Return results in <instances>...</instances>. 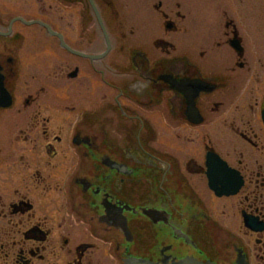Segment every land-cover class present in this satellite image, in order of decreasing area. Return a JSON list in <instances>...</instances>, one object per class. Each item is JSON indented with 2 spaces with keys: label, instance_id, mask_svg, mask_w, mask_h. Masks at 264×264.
<instances>
[{
  "label": "flooded vegetation",
  "instance_id": "af4514ba",
  "mask_svg": "<svg viewBox=\"0 0 264 264\" xmlns=\"http://www.w3.org/2000/svg\"><path fill=\"white\" fill-rule=\"evenodd\" d=\"M257 10L0 0V264H264Z\"/></svg>",
  "mask_w": 264,
  "mask_h": 264
},
{
  "label": "rangeland",
  "instance_id": "374dc122",
  "mask_svg": "<svg viewBox=\"0 0 264 264\" xmlns=\"http://www.w3.org/2000/svg\"><path fill=\"white\" fill-rule=\"evenodd\" d=\"M206 17L207 16H203L201 12H198V14L196 13L195 22H198L199 24L195 23V26L203 24L205 20L207 21ZM242 17L245 19L243 20V23H241V29L248 37V44L250 45L251 41H257L256 43L260 48L258 54L262 55L261 57L264 60V11L257 10L254 14H243ZM195 37L197 36L195 35Z\"/></svg>",
  "mask_w": 264,
  "mask_h": 264
}]
</instances>
